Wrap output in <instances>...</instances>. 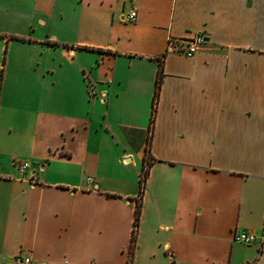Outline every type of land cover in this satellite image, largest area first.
I'll list each match as a JSON object with an SVG mask.
<instances>
[{
    "label": "crops",
    "instance_id": "0c3cea01",
    "mask_svg": "<svg viewBox=\"0 0 264 264\" xmlns=\"http://www.w3.org/2000/svg\"><path fill=\"white\" fill-rule=\"evenodd\" d=\"M0 68V264H264V0H0Z\"/></svg>",
    "mask_w": 264,
    "mask_h": 264
},
{
    "label": "built area",
    "instance_id": "2783aa9c",
    "mask_svg": "<svg viewBox=\"0 0 264 264\" xmlns=\"http://www.w3.org/2000/svg\"><path fill=\"white\" fill-rule=\"evenodd\" d=\"M137 12L135 9H131L126 16L128 21H136ZM208 43L207 35L203 32H198L195 35L183 38V39H173L170 38V48L174 49L175 51L184 53L188 56H193L196 53L205 49ZM29 166V162L23 161L20 162V169L25 171L26 168ZM88 183H93L92 177H87ZM234 239L246 244H251L256 241L257 236L250 232V231H240L236 232L234 235ZM33 260L29 255L26 254H18L15 256L13 260V264H32Z\"/></svg>",
    "mask_w": 264,
    "mask_h": 264
},
{
    "label": "rangeland",
    "instance_id": "374dc122",
    "mask_svg": "<svg viewBox=\"0 0 264 264\" xmlns=\"http://www.w3.org/2000/svg\"><path fill=\"white\" fill-rule=\"evenodd\" d=\"M16 35V38H18L19 40H22L23 38H26V36H19ZM22 37V38H21ZM16 46H18V49L20 51L25 50L24 49H20L19 47L21 46H26V45H20V44H16ZM16 49V50H18ZM18 60L16 61L17 64L19 63V68L16 69V67L13 69H10L8 78L6 80V85H7V89L11 88L12 90V95H9L7 92L5 93V101H12L14 102V100H22L23 98V90L26 89L25 86L31 82V71H26V58L23 57L21 54L18 56ZM17 66V65H16ZM3 79H4V72L3 69L0 68V92H1V87H2V83H3ZM1 97V95H0ZM10 103V102H8ZM9 107H11V105H9ZM19 112V111H16ZM15 109H14V113L16 114ZM1 124V123H0Z\"/></svg>",
    "mask_w": 264,
    "mask_h": 264
},
{
    "label": "trees",
    "instance_id": "16d2710c",
    "mask_svg": "<svg viewBox=\"0 0 264 264\" xmlns=\"http://www.w3.org/2000/svg\"><path fill=\"white\" fill-rule=\"evenodd\" d=\"M162 75H163L162 67L160 66V69H159V72H158L157 81H156V91H155V97H154V105H155L156 99H157L158 94H159V89H160V85H161ZM154 112L155 111L153 110V116H154ZM149 164H150V161L148 159H146V162H145V165H144V167H145L144 168V176H146V174H147V170H148ZM143 191H144V189H143V180H142L140 196L143 195ZM140 215H141V202L138 201L136 209H135L134 228H133V234H132V242H131V245H130V256L131 257H132V255L134 253V249H135V245H136V235H137V231H138V227H139Z\"/></svg>",
    "mask_w": 264,
    "mask_h": 264
}]
</instances>
